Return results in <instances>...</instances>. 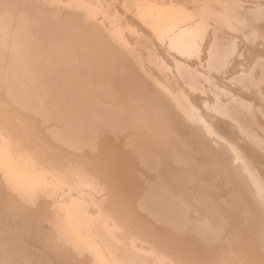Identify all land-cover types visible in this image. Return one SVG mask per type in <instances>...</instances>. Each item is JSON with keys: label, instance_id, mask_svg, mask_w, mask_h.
Segmentation results:
<instances>
[{"label": "bare ground", "instance_id": "obj_1", "mask_svg": "<svg viewBox=\"0 0 264 264\" xmlns=\"http://www.w3.org/2000/svg\"><path fill=\"white\" fill-rule=\"evenodd\" d=\"M0 264H264V0H0Z\"/></svg>", "mask_w": 264, "mask_h": 264}]
</instances>
